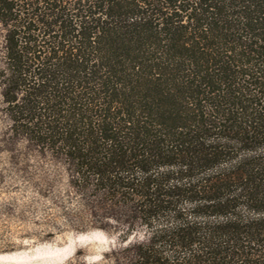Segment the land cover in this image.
<instances>
[{
	"label": "trees",
	"instance_id": "obj_1",
	"mask_svg": "<svg viewBox=\"0 0 264 264\" xmlns=\"http://www.w3.org/2000/svg\"><path fill=\"white\" fill-rule=\"evenodd\" d=\"M0 114L101 264H264V0H0Z\"/></svg>",
	"mask_w": 264,
	"mask_h": 264
},
{
	"label": "rangeland",
	"instance_id": "obj_2",
	"mask_svg": "<svg viewBox=\"0 0 264 264\" xmlns=\"http://www.w3.org/2000/svg\"><path fill=\"white\" fill-rule=\"evenodd\" d=\"M6 127L0 114V145ZM24 150L25 143L18 146ZM20 159L42 166L28 180L0 151V264H101L105 255L119 246L118 240L101 231L80 232L67 223L65 207L46 196L44 177H58L55 192L65 185V176L36 155ZM34 168L30 171H34ZM108 258V257H107ZM108 263V262H106Z\"/></svg>",
	"mask_w": 264,
	"mask_h": 264
}]
</instances>
